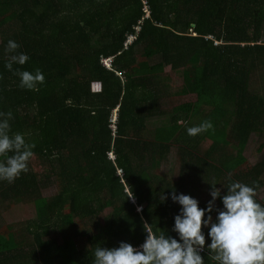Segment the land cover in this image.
Returning a JSON list of instances; mask_svg holds the SVG:
<instances>
[{"label": "trees", "instance_id": "1", "mask_svg": "<svg viewBox=\"0 0 264 264\" xmlns=\"http://www.w3.org/2000/svg\"><path fill=\"white\" fill-rule=\"evenodd\" d=\"M148 2L150 19L125 50L144 18L141 0H0V112L12 113L10 135L35 145L32 158L47 173L32 172L28 162L27 173L0 182V212L23 207L32 214L18 230L0 219V264H91L97 245L136 247L149 230L175 236L173 190L203 208L207 183L261 188L262 142L254 166L242 167L251 136L264 138V86L259 93L251 84L254 72L264 71V0ZM8 40L29 57L14 69L43 73L38 90L20 88L4 67ZM107 58L111 70L101 62ZM166 68L184 80L174 95ZM188 95L194 101L163 109L164 99ZM163 117L169 123L151 135L148 121ZM206 120L210 130L187 135ZM205 141L210 145L202 149ZM173 149L176 182L173 170L172 180L156 174ZM50 184L57 191L45 197ZM202 256L210 264L207 252Z\"/></svg>", "mask_w": 264, "mask_h": 264}, {"label": "clouds", "instance_id": "2", "mask_svg": "<svg viewBox=\"0 0 264 264\" xmlns=\"http://www.w3.org/2000/svg\"><path fill=\"white\" fill-rule=\"evenodd\" d=\"M19 48L14 40L7 41L4 67L18 76L20 88L36 91L44 83V75L39 69H14V65L23 66L29 60ZM11 119L10 111L0 112V157H4L0 160V182L9 184L28 172L35 147L20 133L10 135ZM212 127V122L206 120L187 128L186 132L195 137ZM207 184L210 200L203 208L189 195L174 190L170 193L172 202L179 205L171 228L175 236L164 230H149L145 231L143 243L136 247L123 241L112 248L97 245L91 264H206L204 252L210 264H264V205L257 200L256 187L238 181ZM222 190H225L223 195ZM165 199L162 195V200ZM217 200L222 208L216 207ZM203 229H207L210 241L207 245Z\"/></svg>", "mask_w": 264, "mask_h": 264}, {"label": "rangeland", "instance_id": "3", "mask_svg": "<svg viewBox=\"0 0 264 264\" xmlns=\"http://www.w3.org/2000/svg\"><path fill=\"white\" fill-rule=\"evenodd\" d=\"M146 64V59L142 56H139V67L143 68L145 67ZM165 81L169 85V93L170 95H174L176 92H178L184 84V80L182 77V74L176 73L171 71L169 68H166L165 70ZM251 84H252V89L258 91L259 93L262 92V88L264 86V71L260 72V69L256 70L251 77ZM100 89L99 86L93 85L92 86V92H98ZM194 101V96L193 95H188L184 97H171L169 99H164L162 101L163 103V109L166 111H171L172 108L184 104V103H190ZM169 117H163V118H158V119H152L149 120L147 123L148 126V132L152 135L154 129L156 127H159L162 123H169ZM263 143V152H264V138L262 140H258V138L255 135H252L251 138L248 141L247 148L245 152L243 153L244 159H246V165L242 167L243 170H248L249 168H252L254 166V161L257 160L260 155L255 159L256 156H253L257 152L258 144L259 142ZM227 144L230 149H233V145L229 143L227 140ZM210 145L209 141H205L202 144V149L208 147ZM260 154V153H258ZM256 154V155H258ZM113 157V156H112ZM248 160V161H247ZM31 171L43 176L44 174H47L37 163V160L34 158H31L29 161ZM173 170V179L176 182L179 176V161L176 153V149H173L169 159L165 161V163L161 164V166L158 168V172L156 174L160 177H164L167 180H172V178H169L170 171ZM169 178V179H168ZM47 189L43 190V195L45 197H52L55 195L57 191V186L55 184H50L47 187ZM18 207V205H17ZM32 214L30 209H25L23 207L18 208H12L10 210H4L0 212V219L2 223H6L9 225V223H13L15 225L14 230L18 229H24L20 224L31 219ZM21 231V230H19Z\"/></svg>", "mask_w": 264, "mask_h": 264}, {"label": "built area", "instance_id": "4", "mask_svg": "<svg viewBox=\"0 0 264 264\" xmlns=\"http://www.w3.org/2000/svg\"><path fill=\"white\" fill-rule=\"evenodd\" d=\"M141 3H142V11L144 13V18L142 19V21L139 22L138 26L134 29V33L127 37V42L124 43V49L125 50H127L129 46H131L135 41H137L138 36L141 32L143 22L150 19L151 11H150V6H149L148 0H141ZM216 45H218V44H216ZM101 62L105 68H107L108 70H111V68H112V59L111 58L102 59ZM118 76L120 77L119 73H118ZM99 92H100V89H99ZM116 117L117 116L114 115L112 118V125H111L112 129H116V126H115ZM131 202L135 203L134 199H131ZM139 208L141 211L142 208L141 207H139Z\"/></svg>", "mask_w": 264, "mask_h": 264}, {"label": "crops", "instance_id": "5", "mask_svg": "<svg viewBox=\"0 0 264 264\" xmlns=\"http://www.w3.org/2000/svg\"><path fill=\"white\" fill-rule=\"evenodd\" d=\"M170 69V68H169ZM171 70V69H170ZM256 154H258L257 152H256ZM253 155V156H256L255 157V159L258 157V155ZM248 161V160H247ZM256 161L257 160H255L254 161V164L256 163ZM261 180V182H262V186H261V188L257 191V200H258V202H260L262 205H264V178L262 179H260Z\"/></svg>", "mask_w": 264, "mask_h": 264}]
</instances>
